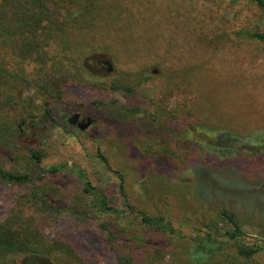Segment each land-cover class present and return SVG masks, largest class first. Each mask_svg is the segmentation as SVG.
<instances>
[{
    "label": "rangeland",
    "instance_id": "rangeland-1",
    "mask_svg": "<svg viewBox=\"0 0 264 264\" xmlns=\"http://www.w3.org/2000/svg\"><path fill=\"white\" fill-rule=\"evenodd\" d=\"M45 1L48 15L34 33L0 35V170L30 172L31 148L41 152V167L62 166L47 179L67 186L72 200L88 180L125 215L164 216L179 237L156 235L131 216L121 220L130 238L166 247L165 260L172 255L197 264L206 252L229 248L221 238L192 240L199 220L217 218L222 206L244 221L243 239L264 249V43L242 34L262 28V14L229 0ZM53 11L61 29L53 27ZM27 36L40 44V55L36 48L30 55L13 49ZM47 74L64 76L62 83H47ZM115 80L138 86L123 92L113 88ZM113 100L138 110L118 114ZM68 110L89 117L88 127L70 125L61 116ZM46 114L53 119L45 121ZM21 120L28 126L19 137ZM170 133L191 142L192 161L165 155ZM220 142L237 153L221 150ZM115 170L124 173L126 202ZM30 186L0 179V220ZM26 212L85 264H116L95 211L89 220ZM20 263L51 264L34 257Z\"/></svg>",
    "mask_w": 264,
    "mask_h": 264
},
{
    "label": "trees",
    "instance_id": "trees-1",
    "mask_svg": "<svg viewBox=\"0 0 264 264\" xmlns=\"http://www.w3.org/2000/svg\"><path fill=\"white\" fill-rule=\"evenodd\" d=\"M229 1L231 3L245 1L262 14V19H264V0ZM52 3L56 5V1L52 0ZM48 12L45 0H0V35L6 33L7 36L12 38L18 32L24 30L29 31L28 33H34L35 29H39L40 22L43 20L42 16H47ZM57 13L54 11L52 13L54 17L52 21L55 25L53 27L60 28L59 13ZM57 21L58 23H56ZM242 34L264 43V26L260 29L243 30ZM12 45L13 49L20 50L24 54H29L35 48L38 55L41 54L38 51L40 44L35 43L30 36H27L22 43L17 45L13 42ZM39 58L43 60L41 56ZM46 76V82L51 83L54 87H58L64 78L62 75L61 77L48 76V74ZM112 86L116 90L133 93L138 84L132 85L127 81L115 80L112 82ZM111 103L117 108L118 114L126 115L138 110L125 107L122 104H116V106L115 100ZM43 119L52 120L53 118L46 114ZM10 128L13 137H15V127L10 125ZM163 140L162 150L167 157L182 163H189L193 160L194 148L191 146L190 141L175 137L172 133L165 136ZM220 143L221 146L227 145L225 142ZM259 144H264V141ZM261 148H264V145ZM224 149L228 153H237V150H233L231 147L221 148V150ZM29 151L31 158L36 159L30 172L20 173L0 170V179L4 182L13 184L31 183L28 192L14 198L7 215L0 220V264H21L22 257L43 258L51 264H85L68 242L58 238H48L37 225L35 217L26 212L27 208L54 217L70 212L79 220H89L92 218V212L95 211L97 216L102 218L99 221V227L104 233L103 243L112 251L116 264H186L185 260H177L172 255L168 256L169 260H165L168 252L165 249L166 247L161 244L130 238L129 230L121 219L131 215H125L127 212H122L111 203V200L101 193L98 188L94 187L90 181H83L82 196L72 200L70 189L67 186L58 185L55 181L52 182L51 179H47L49 176L58 175L62 166L49 165L41 167L39 165L41 152L31 148H29ZM99 156L106 161L101 153H99ZM34 171H38L40 174L33 177ZM114 172L119 176V192L126 202L127 191L124 173L120 170ZM197 174L203 176L201 170ZM90 196L93 198H89ZM103 216L107 217L103 218ZM216 216L217 218L203 217L202 220H199L200 226L192 236V240L200 243H211L218 242V239L221 238L219 243L223 245L228 243L230 249L223 247L206 252L204 260L197 264H264V261L260 258V256H264L263 246L256 241L249 242L243 239L246 237L242 228L244 221L236 212L222 206L216 212ZM132 217L141 225L149 227L156 235L180 236L179 230L160 214H147L142 210H138ZM220 222H224V228L220 227Z\"/></svg>",
    "mask_w": 264,
    "mask_h": 264
},
{
    "label": "flooded vegetation",
    "instance_id": "flooded-vegetation-1",
    "mask_svg": "<svg viewBox=\"0 0 264 264\" xmlns=\"http://www.w3.org/2000/svg\"><path fill=\"white\" fill-rule=\"evenodd\" d=\"M0 75H1V72H0ZM61 116L65 118L70 125L75 126L79 128L80 130H85L91 122V119H89V117H84L82 112L78 110H75V111L68 110L62 113ZM44 120L46 121L48 119H44ZM27 124L28 123L25 120H21L20 123L18 124L19 137H22V135H24L25 131L27 130V127L25 128V126H28Z\"/></svg>",
    "mask_w": 264,
    "mask_h": 264
}]
</instances>
